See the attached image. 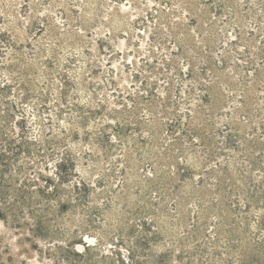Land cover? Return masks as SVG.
Returning <instances> with one entry per match:
<instances>
[{"label": "rangeland", "instance_id": "374dc122", "mask_svg": "<svg viewBox=\"0 0 264 264\" xmlns=\"http://www.w3.org/2000/svg\"><path fill=\"white\" fill-rule=\"evenodd\" d=\"M0 32V129L32 144L0 162V264H264V0H0Z\"/></svg>", "mask_w": 264, "mask_h": 264}, {"label": "trees", "instance_id": "16d2710c", "mask_svg": "<svg viewBox=\"0 0 264 264\" xmlns=\"http://www.w3.org/2000/svg\"><path fill=\"white\" fill-rule=\"evenodd\" d=\"M5 33L0 32V42L5 41ZM64 80V85L66 87L69 86V82L66 81V79ZM8 90V88L3 85L0 87V106L1 105H8V107H10V109L12 111L17 112L16 110V106L15 105H11L10 103H8L6 96H5V92ZM10 104V105H9ZM7 110V108H6ZM3 113L0 112V118L2 117L1 114ZM6 116H9V114H7ZM21 117V122L20 125L17 126L19 133L17 134V138L19 140H16L17 142H15V140L12 138H8L7 135L2 133V130L0 129V147L2 148V151L0 152V162H3L4 158H11L13 161L17 162L18 156L20 154V152H24L29 154L31 152V146L32 144H30L27 140H25V136L27 134V127H26V122L25 120ZM44 145L47 146H51L49 144L48 141L44 142ZM51 149L48 148L47 151H50ZM51 153V152H50ZM62 159L65 161V163L61 164L59 166V173H56L55 176L57 178L58 182H61L60 184L63 183H70V181L68 180V178L70 177V172L68 170L69 166L72 167V162L71 160H69V158L67 157V155H65L64 157H62ZM5 162V161H4ZM1 165H3L2 163H0ZM4 166V165H3ZM18 172L23 171L22 167H19L17 169ZM71 171V170H70ZM46 184V190L41 189L40 187L38 188V193L45 199H47V201H51L54 203L53 207H46L45 210L47 211L48 214H50V216L54 217V218H64L65 216H67V213L69 211H71L73 208H75V206H79L81 208V211L84 212L83 214H85V223L87 224V228L88 229H92L95 227V225H97L98 222V218L99 215L102 213V209L99 208H90L88 207V194H89V187L84 184L83 182H77L76 185L72 186V192L74 194L73 198H71V200L74 202H70V201H63L62 200V190L61 188L57 185L54 184L52 180H47L45 182ZM29 182L27 181L24 185H23V190L22 193L24 194V197L26 196L25 193L29 194L28 192V188H29ZM10 188L9 183L7 184V181L4 180L2 177H0V207L2 209H5L7 205H9L10 203H8L7 198L9 195V192L7 191ZM6 190V191H4ZM24 197H20V199L24 198ZM104 206V205H103ZM105 207H107L105 205ZM1 209V210H2ZM0 210V214L1 213ZM44 210V211H45ZM32 213V212H31ZM3 215V214H2ZM87 228H82L83 231H87ZM82 251L80 253H73L71 251H65L66 254L62 255L64 256L62 260L68 262L70 264L71 259H73L72 261H76L78 260V262H81L82 264H90V258H92V254H90V251L93 249V247H95V245H93L90 248V245L87 246H82ZM146 247H148V243H144V244H139L137 250L135 251L138 256L140 257H148L149 254L146 253ZM59 248V247H57ZM66 248H68V245H66ZM125 253L127 254L128 260L130 261V264H145V262H135L134 260V256H133V252L129 249L124 250ZM147 254V255H140V254ZM119 262V260L117 261ZM122 262V263H121ZM119 263L121 264H129V262L124 261L125 263H123V261H121Z\"/></svg>", "mask_w": 264, "mask_h": 264}]
</instances>
